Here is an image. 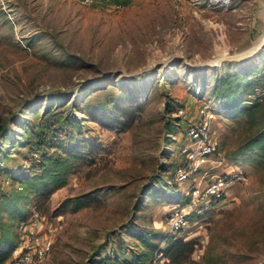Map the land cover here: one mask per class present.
Listing matches in <instances>:
<instances>
[{"label":"rangeland","instance_id":"1","mask_svg":"<svg viewBox=\"0 0 264 264\" xmlns=\"http://www.w3.org/2000/svg\"><path fill=\"white\" fill-rule=\"evenodd\" d=\"M211 1L0 0V195L47 157L69 156L64 184L36 181L19 200L62 214L37 264L158 259L168 208L187 200L173 173L185 116L203 100L215 101L222 153L246 177L174 232L195 239L182 264H264L256 2Z\"/></svg>","mask_w":264,"mask_h":264},{"label":"built area","instance_id":"2","mask_svg":"<svg viewBox=\"0 0 264 264\" xmlns=\"http://www.w3.org/2000/svg\"><path fill=\"white\" fill-rule=\"evenodd\" d=\"M79 1L91 4L98 0ZM177 111L185 115L188 107L182 106ZM218 112L215 101L203 100L196 106L195 114L185 116L188 120L182 138L186 141L181 146L173 173L179 183L188 182L187 200L168 208L165 221L171 233L188 227L199 213L222 203L233 185L246 177L239 163L229 162L222 153L220 136L214 125ZM62 219V214L47 217L34 206L20 226V242L7 264H37L52 250V234L62 224ZM166 258L163 250H159L158 259L149 264H162Z\"/></svg>","mask_w":264,"mask_h":264},{"label":"trees","instance_id":"3","mask_svg":"<svg viewBox=\"0 0 264 264\" xmlns=\"http://www.w3.org/2000/svg\"><path fill=\"white\" fill-rule=\"evenodd\" d=\"M45 161L41 174L35 172L24 177L17 188L0 195V264L8 263L12 258L20 242V226L31 215L32 206L37 207L36 203L30 207H27L25 202L19 203L24 191L36 181L42 185L41 188L36 187L39 190H44L46 184L53 187L50 182H53L55 186H60L66 181L69 156H50ZM48 190L51 191V189ZM165 239V245L159 249L163 250L164 256L167 257L162 264H182L186 261L194 248V237L189 238L167 231L165 232ZM105 264L123 263L116 260Z\"/></svg>","mask_w":264,"mask_h":264},{"label":"crops","instance_id":"4","mask_svg":"<svg viewBox=\"0 0 264 264\" xmlns=\"http://www.w3.org/2000/svg\"><path fill=\"white\" fill-rule=\"evenodd\" d=\"M253 2H256V7L254 8L255 9L254 11L252 10L253 14L251 15V17H252L251 31L252 32L254 31L255 36L254 35L252 36L254 41H252L249 46L257 47V46H259V44H258L259 41H261V39H262V35L264 34V23L258 22V19H261L264 21V0H261L260 2H259V0H251L252 4H253Z\"/></svg>","mask_w":264,"mask_h":264},{"label":"bare ground","instance_id":"5","mask_svg":"<svg viewBox=\"0 0 264 264\" xmlns=\"http://www.w3.org/2000/svg\"><path fill=\"white\" fill-rule=\"evenodd\" d=\"M218 0H212L211 2L215 3ZM224 2H229V0H223ZM264 42V34L262 35L261 41H259V45H261ZM219 59V58H218ZM218 59L214 58V61H218ZM220 61V60H219Z\"/></svg>","mask_w":264,"mask_h":264}]
</instances>
